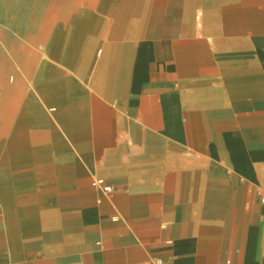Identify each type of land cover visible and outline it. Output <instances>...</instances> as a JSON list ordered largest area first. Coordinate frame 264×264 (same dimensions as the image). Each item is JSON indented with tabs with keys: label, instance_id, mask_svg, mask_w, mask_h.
I'll return each mask as SVG.
<instances>
[{
	"label": "crops",
	"instance_id": "0c3cea01",
	"mask_svg": "<svg viewBox=\"0 0 264 264\" xmlns=\"http://www.w3.org/2000/svg\"><path fill=\"white\" fill-rule=\"evenodd\" d=\"M43 43L0 91V264H264V0H95Z\"/></svg>",
	"mask_w": 264,
	"mask_h": 264
},
{
	"label": "rangeland",
	"instance_id": "374dc122",
	"mask_svg": "<svg viewBox=\"0 0 264 264\" xmlns=\"http://www.w3.org/2000/svg\"><path fill=\"white\" fill-rule=\"evenodd\" d=\"M88 6L89 2L83 1L76 9H72L71 3H69L68 8L61 12L57 18H53L51 26L55 27L62 22L68 23L76 11L88 9ZM43 8V0H0V32L7 38L14 37L17 41L24 44L29 52L33 54V59H36L37 63L43 57L44 43L37 41L35 45L29 44L23 37V31L28 24V19L31 16L38 19L40 10H43ZM0 50L9 60L12 69H15V72L10 74L6 80L11 84L13 79H15L14 74L18 73L20 75V83L24 85L25 91L30 90L32 82L28 71L22 64L21 66L14 60L2 41H0Z\"/></svg>",
	"mask_w": 264,
	"mask_h": 264
},
{
	"label": "bare ground",
	"instance_id": "6f19581e",
	"mask_svg": "<svg viewBox=\"0 0 264 264\" xmlns=\"http://www.w3.org/2000/svg\"><path fill=\"white\" fill-rule=\"evenodd\" d=\"M83 1L93 2L95 0H43L44 8L40 10V16L37 18L28 19V24L24 28L23 37L31 45H35V42H44L45 33L50 28L53 18H57L61 12L68 8V4L71 3V8L76 9L77 6ZM40 35V37H39ZM38 36V37H37ZM0 41L4 42L7 50L12 55L14 60L28 70L33 63V54L25 47L24 44L17 41L14 37L7 38L0 32ZM21 65V66H22ZM13 73V69L9 66L8 59L0 50V91L4 94L10 93L13 90L25 91L22 83L16 82V84H9L6 81L7 76Z\"/></svg>",
	"mask_w": 264,
	"mask_h": 264
},
{
	"label": "built area",
	"instance_id": "2783aa9c",
	"mask_svg": "<svg viewBox=\"0 0 264 264\" xmlns=\"http://www.w3.org/2000/svg\"><path fill=\"white\" fill-rule=\"evenodd\" d=\"M93 185L96 186V187H98V188H101L103 192H106V193L107 192H110V188L107 187V186H105L102 180H96V181H94L93 182ZM263 202H264V200H263Z\"/></svg>",
	"mask_w": 264,
	"mask_h": 264
}]
</instances>
